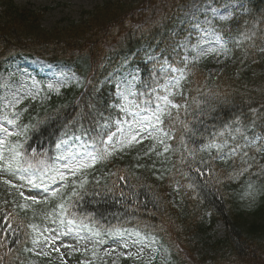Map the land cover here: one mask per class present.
Returning a JSON list of instances; mask_svg holds the SVG:
<instances>
[{
  "label": "trees",
  "instance_id": "16d2710c",
  "mask_svg": "<svg viewBox=\"0 0 264 264\" xmlns=\"http://www.w3.org/2000/svg\"><path fill=\"white\" fill-rule=\"evenodd\" d=\"M147 1L127 3L126 0H105L92 10H83L77 20H67L47 28L40 24V13L17 8L13 0H0L6 7V18L0 23V67L22 54H35L67 65L80 80L79 86L74 84L56 94L47 93L41 101L28 100L23 104L17 124L35 126L34 130L27 132L26 147L30 146L29 152L31 148L38 152L47 150L50 157L55 153V142L61 137L65 124L78 113L89 111V104H96L102 111L109 105L112 83L110 78H105L114 67H110L111 63L122 55L135 53L142 41L153 43L158 27L165 19H161L162 14L156 7L150 11L155 0H149L150 7L146 9ZM182 1L157 0V5H165L168 10ZM250 3H256L259 8L264 6V0H251ZM261 14H264V9L243 20H250L253 16L259 18ZM243 20L238 26L223 29H231L235 34L242 27ZM231 54L229 71L217 79L205 77L199 69V78L189 77L193 81L192 88L200 87L202 92L211 94L207 98L212 111L206 123L217 128H222L241 113L244 114L242 119H250V108L259 109L264 105V67L261 68L264 56L253 51L247 58L233 51ZM139 64L142 65L141 60ZM39 122L42 123L40 127ZM19 139L24 142L25 136L21 135ZM146 141L149 142L144 145ZM151 144L152 141L143 139L140 149L134 148L128 155L117 152L87 169V173L97 175V180L87 179V190L92 192L95 182L99 181L95 190L101 193L95 197L86 196L81 204L84 213H95L96 219L103 225L101 235L94 237L105 239L108 236L105 230L114 225L123 229L134 228L141 232L142 237H162L163 245L171 238L164 246L169 252L167 259L156 260L162 264H264V222L249 226L243 216L247 211L264 219V201L252 199L251 203L241 202L251 189L264 184V174L258 175L259 168L253 166L247 173L236 176L235 172H231L232 168L228 169L217 160L211 170H203V176L190 172L186 167L181 168V172H189V176L184 177L180 173L166 171L172 168L174 162L180 167L177 157L171 156L162 163L163 157L158 158L154 154L145 156ZM164 155L169 156L167 153ZM154 162L155 168H152ZM138 164L144 167H137ZM257 165H264V160L257 158ZM161 174L164 178L158 179ZM119 177L127 179L120 180ZM189 183L193 184L192 188L187 186ZM173 184L178 186V195L185 202L183 208L173 205L165 193V189ZM109 189L113 191L109 192ZM121 190L125 193L135 190L138 194L133 206L138 204L140 207V211L135 213L141 222L139 226L135 220L117 219L111 215L124 211L123 204L118 202L122 200L119 196ZM48 196L49 202L45 204L51 212L59 201L52 198L51 193ZM128 203H133L131 196ZM8 207V196L0 191V215L10 214L9 222L16 229L13 234L4 232L0 227V264H16L21 259L10 242L26 216ZM29 213L33 212L30 210ZM217 220L223 223L221 238H215L207 250L196 255L185 249L188 235L206 230ZM84 222L89 227L100 226L88 220ZM145 223L150 227L145 228ZM5 224L0 219V226ZM22 246L23 243L18 251L22 252Z\"/></svg>",
  "mask_w": 264,
  "mask_h": 264
},
{
  "label": "snow or ice",
  "instance_id": "6c2138e0",
  "mask_svg": "<svg viewBox=\"0 0 264 264\" xmlns=\"http://www.w3.org/2000/svg\"><path fill=\"white\" fill-rule=\"evenodd\" d=\"M209 10L214 16L218 15L220 21L236 19L239 22L243 19L242 16L237 17L234 12H228L226 15L218 14L219 9L211 5ZM247 11L245 9V12ZM203 23L209 26L205 28L198 21L193 24L198 32L195 44H192L186 36L182 40L173 39L159 52L149 49L145 53L146 60L151 64L147 78L141 77L139 69L129 70L122 77H116L115 96L118 99L107 105L103 111L97 108L96 104H89V111L78 113L65 124L61 137L55 142L57 155L54 158L48 156L47 150L38 152L37 149L31 148L29 152L30 146L26 147L27 132L34 130V125L17 124L19 113L16 114V119L5 117L9 125H17L18 131L13 133L7 127L0 125V133L4 134V138L0 139V174L10 173L15 177L19 173V179L26 181L29 187L43 188L46 193L43 201H38L36 196L24 197L33 204L48 203L47 193L51 192V197L58 199L59 202L45 218H51L52 223L57 227L66 229L55 235L44 236L41 241L40 236H43L44 231L54 233L55 229L48 228L41 231L36 225L29 224L28 227L38 233L36 238L32 239L33 245L43 243L51 246L61 237H69L73 234L76 239H80L79 233L83 229L91 232L92 236H100L103 225H100L95 213H84L81 210V204L85 202L86 196L101 195L95 190L99 181L95 182L92 192L87 190L86 171L98 161L106 160L110 155L135 147L143 139L152 141L151 146L144 153L145 156L154 154L158 158L163 157L162 163L167 162L171 156L177 157L180 167L174 162L172 168L166 171L177 172L184 177L189 176V172H181V168L186 167L190 172L203 176V170H211L217 160L224 163L231 162L236 176L247 173L253 166L259 168L258 175L264 174V165H257V156L264 159V105L259 109L250 108V119H242L244 114L241 113L240 116L226 122L222 128H217L206 123L212 111L207 98L211 94L202 92L200 87L192 88L193 81L189 79L198 74L196 62L202 57L212 54L229 55L234 48L241 49L244 58H247L250 51H258L259 54L264 55V47L257 48L256 43L258 37L260 42L264 43V14L259 18L253 16L250 20H243L242 27L238 28L235 34L231 29L218 30L212 27V22L209 20ZM245 41L248 43L245 44ZM213 44L216 46H212ZM229 44L232 45L231 48L228 47ZM204 45L208 46L204 47ZM112 76L113 73H109L105 79ZM69 79H76L75 74L64 75L60 83L63 84ZM48 87L57 92L60 90L59 86L52 84ZM15 102L18 103L19 99L17 98ZM10 105L14 106L11 102ZM21 135L25 136L24 142L19 139ZM166 153L169 156H165ZM237 161H239L238 166ZM137 167L144 165L138 164ZM151 167L155 168V162ZM153 174L155 175V172ZM157 178L163 179L164 175L161 174ZM119 179L127 178L119 177ZM58 180L61 182L60 187L50 188V185L56 184ZM4 184L17 188V191L24 186L12 185L10 180H4ZM187 186L192 188L193 184L189 183ZM115 187L114 184L113 189ZM113 189L108 191L111 192ZM19 194L24 196L22 191ZM137 195L135 190L131 193L121 190L119 196L122 200L118 202L123 204L124 211L111 215L117 219L135 220L139 226L141 222L135 213L140 211V207L138 204L133 206ZM129 196L132 198V204L128 203ZM0 219L6 222L4 226H0L2 230L15 234L16 229L9 222L10 214L0 215ZM85 220L100 226L89 227ZM144 227L148 228L150 225L145 223ZM105 231L109 237L120 238L114 240V243L123 241L124 247H128V241L131 240L133 246L139 245L136 253H127L129 257L139 258L144 252L146 237H142L140 231L114 225H110ZM18 242V240L14 241V243ZM100 243H103V240ZM63 246L72 247L70 244ZM52 250L60 251L56 247ZM42 254L47 255V253ZM93 254L95 255V252ZM83 264H90V261L86 260ZM147 264H152V258Z\"/></svg>",
  "mask_w": 264,
  "mask_h": 264
},
{
  "label": "rangeland",
  "instance_id": "374dc122",
  "mask_svg": "<svg viewBox=\"0 0 264 264\" xmlns=\"http://www.w3.org/2000/svg\"><path fill=\"white\" fill-rule=\"evenodd\" d=\"M100 1L101 0H15V3L18 6H31L35 9L48 7L49 9L45 12L42 23L43 25L50 26L65 18H76L78 17L80 10L90 9L94 4ZM208 1L209 0L204 1L201 6L197 5V2H195L192 5V8L200 7L201 10L205 13H210V16L217 18L218 15L214 16L213 13L209 10V5H211V7L213 8H218V14H221L223 10L227 9V6L225 4L218 5L219 1L215 3H212V1ZM60 4H62L63 6H61ZM191 11L193 12L192 9ZM205 20L211 21V18L203 17L200 19V22L203 23ZM203 27L207 28L208 26L206 24ZM34 69L37 71L33 74V72L31 71H34ZM37 75L42 77L47 87L49 84H52L54 86H59V88H61L67 82L66 81L63 84L60 83V81L63 79V76H69L64 68L57 67L55 65H46L45 63H42L38 60L23 59L18 64L12 66L8 73L0 74L1 105L9 104L13 100L14 96L22 89L25 92H31L32 94H35V92L39 90V86L41 83V81L35 78ZM0 125L7 127L10 132H12L14 127L12 125H9L7 123V119H5V117L2 115H0ZM0 135H3V133H0ZM37 190H41V188ZM216 229L217 233L220 234L221 232L219 224L216 226ZM60 231H66V229H57L52 235H55ZM79 236L81 237L80 239H76L75 234L69 237H61L59 240H56L52 243V248L56 247L60 249L59 252L55 251L57 257H59L60 262L69 264L64 260L65 253L68 251L90 250L93 242L92 239L88 235L81 233H79ZM197 238L200 240V243L208 240V236L204 234H198ZM114 240L119 239H111L108 243L96 247L92 251V256L99 259L111 258L112 261H116L118 260V257H121L133 247H135L130 242H128V247H124L122 241L120 243H114ZM66 244H70L72 245V247H64L63 245ZM94 252L95 255L93 254Z\"/></svg>",
  "mask_w": 264,
  "mask_h": 264
}]
</instances>
